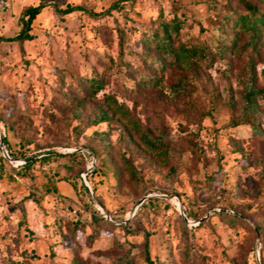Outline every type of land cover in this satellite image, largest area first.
Instances as JSON below:
<instances>
[{
    "label": "rangeland",
    "instance_id": "374dc122",
    "mask_svg": "<svg viewBox=\"0 0 264 264\" xmlns=\"http://www.w3.org/2000/svg\"><path fill=\"white\" fill-rule=\"evenodd\" d=\"M51 2L83 10L60 14ZM37 4L45 5L22 51L0 41V125L15 156L83 154L36 159L16 173L23 159L10 167L0 157V264H121V253L133 264H264V134L229 124L224 92L230 85L236 98L247 33L231 21L223 29L221 20L226 10L261 9L263 0H0V36L15 34L21 11ZM109 7L101 16L87 13ZM172 15L181 20L174 45L201 43L208 60L152 69L160 78L146 87L137 54L154 56L144 36ZM220 30L227 37L222 57L213 50ZM255 39L261 87L263 25ZM91 75L104 82L94 96L76 87ZM183 77L185 90L172 91ZM106 94L123 104L116 114ZM258 103L264 131V98ZM125 106L141 126L161 129L174 154L162 159L146 149L126 126L133 120ZM100 109L110 119L88 125ZM120 154L140 179L128 177ZM66 175L76 184L75 175L83 177L93 191L58 181ZM92 208L113 225L91 221ZM233 213L240 222L227 221Z\"/></svg>",
    "mask_w": 264,
    "mask_h": 264
},
{
    "label": "trees",
    "instance_id": "16d2710c",
    "mask_svg": "<svg viewBox=\"0 0 264 264\" xmlns=\"http://www.w3.org/2000/svg\"><path fill=\"white\" fill-rule=\"evenodd\" d=\"M249 1V0H246ZM45 4H37L32 6H27L21 11L19 22L20 27L17 32L11 36H0V41H15L19 45L20 51H22V43L25 40L31 38L30 29L32 20L35 16L39 13L41 8ZM249 5V4H248ZM51 6L53 9L60 13V14H67L75 10H83L80 5H66L64 8H59V5L56 2H51ZM114 7V4L113 6ZM248 10L245 13H235L232 10H226L221 15V20L223 22L222 27L225 29V25L227 22H232V28L245 31L247 33V39L245 42V59L242 68V77L239 78V90L236 94V98L234 96L233 91L231 90L230 85L224 86L225 92V105L231 116L229 118V124L234 126L237 124H248L252 131L258 134H264V131L261 129L258 121L255 119V116L260 113L259 103L258 100L264 98V86L258 87L257 86V73L255 69V54L257 53L256 48V39L255 33L258 31V27L264 26V0L261 9L255 8L253 5L248 6ZM111 8H107L103 11H87V13L91 16H101L105 13H108ZM180 19L177 18L175 15H172L169 18H165L160 16L155 30H148L146 35L144 36V40L151 45L154 49L153 57H148L145 53H138L137 55L140 57L141 61V70L136 71L139 80L146 86L151 87L155 84V80L159 79L160 76H156L152 69L158 68L163 69L168 63L172 64H180L182 61L187 60L189 65H194V58L200 59L202 61L208 60V49L205 45L197 44L195 46L188 45L185 46L183 44H176L172 42L173 35H177L179 27L181 25ZM213 50L219 56L222 57L226 51L225 46L221 43V41H227V37L223 30H220L218 36L213 39ZM210 64V63H209ZM76 87L80 91L85 90L87 91L88 95L94 96L98 91L102 90L104 87L103 80L96 76L91 75L87 78H83L82 80L76 81ZM187 87L186 81L181 78L177 83L170 86V89L176 93H181ZM105 103L108 107L111 108L112 114H116V108H119L123 104H119L113 96L109 94L104 95ZM76 114H78V109H75ZM125 112L129 119H132L129 110L125 106ZM111 114H107L105 110H99L97 114L91 116L87 122L88 125H95L99 122H104L109 120ZM129 130L135 132L138 136L140 143L148 150L153 152L157 157L162 159L169 158L174 151L170 148L169 143L166 139L164 132L156 128L152 130L149 127H144L138 124L135 120L130 124L126 125ZM1 129V140L9 158L12 162H9L5 157L0 154V157L3 161L12 167L11 163H13L17 158H22L23 161L20 164H17L15 167H12L14 173L18 172L19 170L23 169L28 163L33 162L36 159L46 160L49 157L60 156V155H70V156H81L83 152L72 150L67 153L63 154H55L49 153L40 155L38 158L30 161L27 156H15L9 147L8 142L5 140V134L3 132L2 126L0 125ZM119 160L123 166L124 171L128 175L129 178L132 180L140 179L138 176V172L136 171L135 167L132 166L131 163L127 160L126 157L123 155H119ZM259 173L258 177L261 181V190L264 192V174H263V166H261V161H259ZM172 171H175V168L171 167ZM91 171V170H90ZM89 171V172H90ZM88 172L85 173L87 175ZM77 178V184L73 180V176H64L60 178V180H65L71 184L73 189H81L86 194L89 190L93 191V187L91 186L88 190L84 184V178L78 175H75ZM58 181L54 182V185ZM86 182V181H85ZM52 187H56L53 186ZM90 201V198H88ZM96 209L92 208L91 212V221H102L106 224L113 225V219H110L102 216V215H95ZM227 221L230 223H236L237 221H241L240 217L236 214H231L227 218ZM256 229H258V225H256ZM260 229V228H259ZM143 252H144V259L145 261L149 262V258L147 255L146 250V242L142 243ZM119 261L121 264H133L131 257H129L128 253H121L119 255Z\"/></svg>",
    "mask_w": 264,
    "mask_h": 264
},
{
    "label": "water",
    "instance_id": "95a60500",
    "mask_svg": "<svg viewBox=\"0 0 264 264\" xmlns=\"http://www.w3.org/2000/svg\"><path fill=\"white\" fill-rule=\"evenodd\" d=\"M0 149H1L2 152H3V156L7 157L5 151L2 149V140H1V137H0ZM88 170H89V167L87 168L86 171H88ZM84 173H86V172H84ZM84 184H85L86 188L89 190V186L87 185V183H86L85 181H84ZM89 192H90V190H89ZM104 217H107L106 214L104 215ZM107 218H108V217H107ZM108 219H109V218H108Z\"/></svg>",
    "mask_w": 264,
    "mask_h": 264
},
{
    "label": "built area",
    "instance_id": "2783aa9c",
    "mask_svg": "<svg viewBox=\"0 0 264 264\" xmlns=\"http://www.w3.org/2000/svg\"><path fill=\"white\" fill-rule=\"evenodd\" d=\"M0 137H1V132H0ZM2 149L5 151L7 157L3 156V152H2V150L0 149L1 155H2L3 157H5L9 162H12V160L9 158V156H8V154H7V152H6V149L4 148L3 144H2ZM106 218H107V217H106ZM108 218H109V217H108Z\"/></svg>",
    "mask_w": 264,
    "mask_h": 264
}]
</instances>
